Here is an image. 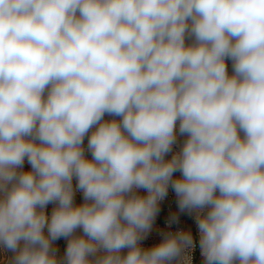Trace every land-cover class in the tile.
Wrapping results in <instances>:
<instances>
[{"label":"clouds","instance_id":"clouds-1","mask_svg":"<svg viewBox=\"0 0 264 264\" xmlns=\"http://www.w3.org/2000/svg\"><path fill=\"white\" fill-rule=\"evenodd\" d=\"M197 246L264 264V0H0V264Z\"/></svg>","mask_w":264,"mask_h":264},{"label":"built area","instance_id":"built-area-1","mask_svg":"<svg viewBox=\"0 0 264 264\" xmlns=\"http://www.w3.org/2000/svg\"><path fill=\"white\" fill-rule=\"evenodd\" d=\"M106 119H111V117H106ZM183 139H184L183 137L178 138V144L174 146V151L179 149V144L182 143ZM86 145H87V138L85 139V147ZM29 167L30 166L27 163H25V168H29ZM176 175H179V173H177ZM74 184H75V180H74ZM139 192L140 194H144L143 190H139ZM75 200L77 203L82 202V194L79 191L76 192ZM50 207H53V205L50 204L48 206L47 209L48 212H50L49 211ZM175 207H176V197L175 194L170 189L168 196L165 198V200L161 201L160 204L161 211L159 215L162 216L157 218L156 224H154L152 232L149 234L148 238L142 242L145 246H150L158 242V240L160 239L159 232L162 228L165 227V221L168 219L169 215L173 211H175ZM188 220L190 221L191 226L190 225L187 226L183 218L180 217V223L178 225H173L172 226L173 230H175L176 228H191L193 234H195L196 227L194 220L191 217H189ZM191 255H192V264H194L195 259L197 257H201L199 254L198 246L191 252Z\"/></svg>","mask_w":264,"mask_h":264},{"label":"rangeland","instance_id":"rangeland-1","mask_svg":"<svg viewBox=\"0 0 264 264\" xmlns=\"http://www.w3.org/2000/svg\"><path fill=\"white\" fill-rule=\"evenodd\" d=\"M176 207H177V206H176ZM176 207H175V210H176ZM51 209H52V207H50V209H49L50 212H51ZM50 212H49V213H50ZM159 214H160V213H159ZM160 216H162V215H158V217H160ZM181 217L183 218L184 221H186L187 226H189V225L191 226V223H190V221L188 220L187 215H181ZM56 244L58 245V247H59V249H60V253L62 254L64 248L66 247V241L62 238V239L58 240V241L56 242ZM194 264H202V258H201V257L197 258V260L195 261Z\"/></svg>","mask_w":264,"mask_h":264},{"label":"trees","instance_id":"trees-1","mask_svg":"<svg viewBox=\"0 0 264 264\" xmlns=\"http://www.w3.org/2000/svg\"><path fill=\"white\" fill-rule=\"evenodd\" d=\"M188 218H189V216H187ZM185 223H186V221H185ZM197 258H199V257H197ZM197 258L195 259V261L197 260ZM195 263V262H194Z\"/></svg>","mask_w":264,"mask_h":264}]
</instances>
